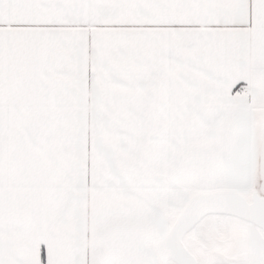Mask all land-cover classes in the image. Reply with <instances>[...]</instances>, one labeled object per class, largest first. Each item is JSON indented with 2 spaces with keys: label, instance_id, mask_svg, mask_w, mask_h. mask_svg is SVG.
Returning <instances> with one entry per match:
<instances>
[{
  "label": "snow or ice",
  "instance_id": "obj_1",
  "mask_svg": "<svg viewBox=\"0 0 264 264\" xmlns=\"http://www.w3.org/2000/svg\"><path fill=\"white\" fill-rule=\"evenodd\" d=\"M0 264H264V0H0Z\"/></svg>",
  "mask_w": 264,
  "mask_h": 264
}]
</instances>
